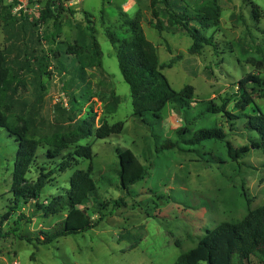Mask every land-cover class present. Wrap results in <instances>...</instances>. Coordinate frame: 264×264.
<instances>
[{
    "label": "rangeland",
    "instance_id": "obj_1",
    "mask_svg": "<svg viewBox=\"0 0 264 264\" xmlns=\"http://www.w3.org/2000/svg\"><path fill=\"white\" fill-rule=\"evenodd\" d=\"M131 1L80 0L74 6L61 3L54 8L56 21L40 25L36 33L33 28L22 29V19L26 18L29 23L37 22L42 4H31L24 17L13 13L8 17V0H0V50L7 49L10 64H16L23 58L20 47L49 49L47 41L43 40L41 47L36 44L37 34L46 36L58 30V41L73 43L77 22L84 21L85 13L89 14V26L103 53V68L110 76L113 92L121 97V104L111 114L101 102V97H95L82 107L78 120L85 119L87 111L92 110L95 129L104 122L125 123L121 135L105 140H97L93 135L87 139L72 138L68 142L71 148L79 145L93 147V161L82 160L78 169L87 170L92 165L96 180L101 176L111 180L112 185L99 184L97 192L83 205L95 220L99 216L96 214L98 204L107 205L104 212L108 217L94 230L60 238L51 245H39L35 241L30 244L15 236H6L18 216L2 221L12 199L10 190L17 143L5 129L0 128V264H174L182 254L195 248L208 231L226 222H239L250 210L264 205V148L253 147L258 136L244 128L245 119L229 121L222 115L210 119V126L215 124L223 128L236 149L250 148V152L239 161L241 169L231 163H221L217 158L209 160V155L200 156L186 147L185 150L160 153L157 158L153 133L159 135V142L170 138L174 130L186 123L184 113L169 106L161 126L155 128L135 118L130 88L120 72L115 48L106 36V32L111 30L120 39L129 37L127 29L122 26L120 12H126L130 18L141 12L143 32L156 47L160 62L165 66L163 73L172 88L179 92L187 85L193 86L195 100H211L218 105L222 99H231L227 110L238 114L234 110L237 84L249 73L264 75V67L258 71L247 61H264L258 53L260 48H264V0H251L262 12L259 21L252 17L249 3L218 0V21L202 31L206 37L214 39L213 45L204 46L199 55L191 54L192 40L186 33H159L152 28L151 0ZM205 1L187 0L188 14L192 16L198 10L195 2L203 4ZM157 9L162 12L164 6L159 4ZM17 34L21 36L15 40ZM76 59L73 54H65L61 60L50 57L47 71L50 75L39 77L34 72L22 73L12 83L18 91L8 94L4 100L11 124L41 141L39 158H43L46 152L44 141L69 124L60 120L56 107L68 108L70 92L79 94L81 81L77 78L79 64ZM85 72L86 85L91 84L94 94L110 96L112 89L99 88L100 79L94 68H86ZM255 102L264 112V99H256ZM204 122L199 119L193 123V130L208 123ZM63 132L70 133L69 130ZM118 149H131L149 168L146 178L133 187L138 197L127 196L121 191L115 172L119 168ZM213 154L221 157L223 153L215 151ZM38 164H42L40 159ZM73 171L56 174L41 199L68 188ZM120 198L124 199V204L118 207L115 202ZM21 211L31 220V223L21 222V230L31 238L52 228L65 217L61 214L44 218L39 214L33 218V204Z\"/></svg>",
    "mask_w": 264,
    "mask_h": 264
},
{
    "label": "trees",
    "instance_id": "obj_2",
    "mask_svg": "<svg viewBox=\"0 0 264 264\" xmlns=\"http://www.w3.org/2000/svg\"><path fill=\"white\" fill-rule=\"evenodd\" d=\"M252 8V17L259 21L262 18L260 7L251 0H243ZM198 10L192 16L188 14L187 0H151L152 28L159 33L165 31L177 34L186 33L192 40L190 52L193 55L201 54L204 46H212L214 39L206 37L203 30L209 28L212 22H217L220 17L218 0H206L203 4L195 2ZM162 4L164 9L160 12L157 5ZM37 22L29 23L23 18L22 29L38 32L41 25H49L56 21L54 8L58 5L45 2ZM8 17H11L12 7H7ZM85 13V20L77 22L74 42H60L57 38L60 32L52 31L46 36L36 35V44L41 47L44 41L49 42V49L28 50L20 47L23 58L16 64L9 63L7 49L0 50V128L5 129L10 137L15 138L17 151L12 173V185L10 194L12 199L9 211L3 216L2 221H9L13 215H18L13 223L14 227L6 232V236H15L21 241L39 245H51L60 238L84 234L96 229L108 214L104 212L107 205L98 204L95 220L89 210L83 208L84 203L95 194L99 184H111L109 178L101 176L96 180L93 175V166L87 170L78 169L83 160L93 161L95 154L91 145L75 146L71 148L68 143L72 138L87 139L93 135L97 140H105L111 136L121 135L125 129L124 122L109 124L104 122L95 129V116L92 110H88L87 117L78 120L82 107L91 103L95 97H101L109 113H115L121 104V97L113 92V84L110 76L103 68V53L99 43L93 35ZM141 12H137L134 18L121 11L120 20L122 26L127 29L129 37L120 39L116 33L108 30L106 36L114 46L120 72L124 81L128 84L132 97L133 116L144 125L155 128L161 126L166 109L180 110L184 113L186 123L174 130L172 136L162 142L158 141L159 135L153 133L156 138L157 158L163 152H175L177 150L190 149L200 156L209 155V160L218 159L221 163H231L241 169L239 162L250 152L249 147L236 149L228 140V133L221 127L210 126V119L216 115H222L229 121L245 119L244 128L258 136L253 144L254 148H264V112L256 105V99H264V75L249 73L237 84L233 114L227 110L231 99H222L221 105L214 101H197L195 88L187 85L181 91L172 88L167 77L163 73L165 66L161 64L157 49L153 43L147 40L141 26ZM10 25V24H9ZM21 34L15 36V40ZM47 37V38H45ZM33 42V40H32ZM258 53L264 60V48ZM65 54L76 55L79 64L81 86L79 94L70 92L68 95V108L57 106L60 112V120L68 122L65 128H61L47 140L44 148L46 152L43 158H39L38 151L42 146L41 141L29 136L26 130H18L11 124L10 118L4 107L6 96L18 91L12 83L19 75L26 72H34L39 77L48 74L50 57L56 60L64 58ZM81 57H84L83 59ZM260 71L264 67V61L247 60ZM94 68L99 79L100 87L111 91L110 96L100 93L94 94L91 84L86 85V68ZM171 68V64L168 66ZM20 83V81H19ZM84 85V87H83ZM101 95V96H100ZM3 103V104H2ZM199 105V106H197ZM91 109V108H89ZM248 110L251 113H248ZM149 117V119H148ZM199 119L207 121L204 127L193 130V123ZM207 119V120H206ZM205 123V122H204ZM69 130L70 133H64ZM186 147V148H185ZM222 152L221 157L214 152ZM117 157L119 168L115 170L120 181L121 191L127 196H136L133 187L143 181L149 174V168L144 166L131 149H118ZM215 157V158H213ZM39 159L42 164L39 163ZM207 160V159H206ZM74 170L69 181V187L57 195H49L44 200L41 195L45 188L52 184L54 176ZM35 174V176H34ZM33 204L34 217L41 214L44 218L57 217L65 214V217L52 228L42 230L34 235V238L24 234L21 230V222L31 223L30 218L21 210ZM115 204L119 207L124 204V199H118ZM1 237V231H0ZM264 264V205L250 210L248 215L236 223H223L214 230L208 231L198 245L190 251L182 254L174 264Z\"/></svg>",
    "mask_w": 264,
    "mask_h": 264
},
{
    "label": "built area",
    "instance_id": "obj_3",
    "mask_svg": "<svg viewBox=\"0 0 264 264\" xmlns=\"http://www.w3.org/2000/svg\"><path fill=\"white\" fill-rule=\"evenodd\" d=\"M51 2L56 5L61 3H66L71 6L79 4L80 0H8V5L12 7V13L21 17L25 15V12H28V7L31 4H36V6H40L42 3ZM40 15H37L38 18Z\"/></svg>",
    "mask_w": 264,
    "mask_h": 264
},
{
    "label": "crops",
    "instance_id": "obj_4",
    "mask_svg": "<svg viewBox=\"0 0 264 264\" xmlns=\"http://www.w3.org/2000/svg\"><path fill=\"white\" fill-rule=\"evenodd\" d=\"M132 1H133V0H132ZM132 1H131V2H132Z\"/></svg>",
    "mask_w": 264,
    "mask_h": 264
}]
</instances>
